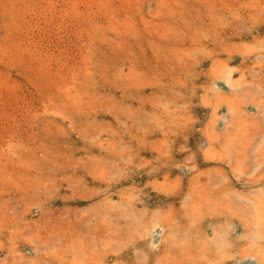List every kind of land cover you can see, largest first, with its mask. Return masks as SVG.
I'll return each mask as SVG.
<instances>
[{
    "label": "rangeland",
    "instance_id": "rangeland-1",
    "mask_svg": "<svg viewBox=\"0 0 264 264\" xmlns=\"http://www.w3.org/2000/svg\"><path fill=\"white\" fill-rule=\"evenodd\" d=\"M263 214L264 0H0V264H264Z\"/></svg>",
    "mask_w": 264,
    "mask_h": 264
},
{
    "label": "bare ground",
    "instance_id": "bare-ground-1",
    "mask_svg": "<svg viewBox=\"0 0 264 264\" xmlns=\"http://www.w3.org/2000/svg\"><path fill=\"white\" fill-rule=\"evenodd\" d=\"M228 73H229V72H228ZM226 76H227V74H226ZM235 84H236V83H235ZM235 84H231V83H230V87H231V88H234V87L236 86ZM222 86H223V85H222ZM217 93H218V92H216V95H217ZM218 94H219V93H218ZM220 96H221V95H220ZM224 98H225V97H224ZM219 99H221V98H219ZM225 99H227V98H225ZM226 101H228V100H226ZM226 101H224V102H226ZM197 184H198V183H197ZM199 184H200V183H199ZM197 186H198V185H196V187H194V188L197 189ZM198 187H199V186H198ZM194 188H193V189H194ZM196 192H197V191H196ZM204 192H205V191H204ZM209 192H210V191H209ZM223 192H224V191H223ZM262 196H263V195H262ZM259 198H260V197H259ZM261 202H262V201H261ZM130 211H131V210H130ZM146 211H147V210H145V212H146ZM124 212H125V211H124ZM157 214H158V213H157ZM146 215H147V214H146ZM160 215H161V214H160ZM263 215H264V214H263ZM162 216H163V215H162ZM156 218H157V217H156ZM158 218H159V215H158ZM158 218H157V219H158ZM259 218H260V217H259ZM262 218H263V217H262ZM193 219L195 220V218H193ZM151 220H152V219H151ZM159 220H160V219H159ZM166 220H167V219H166ZM166 220H165V221H166ZM168 220H169V219H168ZM191 220H192V219H191ZM153 221H155V220H153ZM166 222H168V221H166ZM170 222H171V221H170ZM262 222H263V221H262ZM165 224H166V223H165ZM170 224L173 225L172 223H170ZM262 225H263V224H262ZM137 226H138V225H137ZM197 226H198V225H197ZM200 226H201V225H200ZM177 227H178V226H177ZM194 228H195V227H194ZM158 229H159V226H158V225H155V226H153V230H152V232H155V231H157ZM188 230H189V229H188ZM262 231H263V230H262ZM176 233H177V232H176ZM260 233H261V232H258V237H257V238H259V237L261 236ZM262 233L264 234V232H262ZM140 235H141V234H140ZM169 235H170V234H169ZM152 236L154 237V235H152ZM85 237H86V236H85ZM160 237H162V232L160 233ZM114 238H115V237H114ZM257 238H256V239H257ZM214 241H215V240H214ZM194 242H195V241H194ZM215 242H217V241H215ZM255 242H256V241H255ZM174 243H175V245H176L177 243H180V242H178V241L175 242V241H174ZM174 243H173V244H174ZM152 244H153L154 247H156V246L158 247L159 244H160V240H159V239H152ZM171 244H172V242H171ZM176 246H177V245H176ZM178 247H179V246H178ZM179 248H180V247H179ZM186 249H187V247H186ZM183 250H184V249H183ZM244 251H245V250H244ZM144 252H146V251H144ZM176 252H177V251H176ZM184 252H186V251L184 250ZM189 252H190V250H189ZM247 252H248V251H247ZM146 253H147V252H146ZM248 253H249V252H248ZM163 254H164V253H163ZM240 254H241V253H240ZM242 254H244V253L242 252ZM190 256H191V252H190ZM196 256H197V255H196ZM196 256H195V257H196ZM247 256H248V255H247ZM173 257H174L175 259H177L175 256H173ZM253 257H254V256H253ZM164 258H165V256H164ZM182 259H183V258H182ZM162 260H163V259H162ZM259 260H260V259H259ZM166 261H167V260H166ZM166 261H165V262H166ZM169 261H170V260H169ZM182 261H183V260H182ZM182 261L179 260V262H182ZM174 262H175V261H174ZM191 262H192V261H191ZM258 262H259V261H257V263H258ZM259 264H260V263H259Z\"/></svg>",
    "mask_w": 264,
    "mask_h": 264
}]
</instances>
